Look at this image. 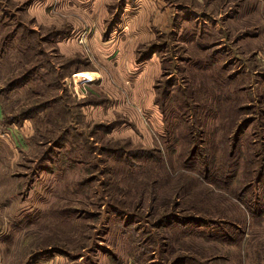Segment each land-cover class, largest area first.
<instances>
[{
    "label": "rangeland",
    "instance_id": "374dc122",
    "mask_svg": "<svg viewBox=\"0 0 264 264\" xmlns=\"http://www.w3.org/2000/svg\"><path fill=\"white\" fill-rule=\"evenodd\" d=\"M263 49L264 0H0V264H264Z\"/></svg>",
    "mask_w": 264,
    "mask_h": 264
},
{
    "label": "built area",
    "instance_id": "2783aa9c",
    "mask_svg": "<svg viewBox=\"0 0 264 264\" xmlns=\"http://www.w3.org/2000/svg\"><path fill=\"white\" fill-rule=\"evenodd\" d=\"M260 57L264 60V49L262 51H260ZM75 89H77V87ZM77 92H79V91L77 90Z\"/></svg>",
    "mask_w": 264,
    "mask_h": 264
},
{
    "label": "trees",
    "instance_id": "16d2710c",
    "mask_svg": "<svg viewBox=\"0 0 264 264\" xmlns=\"http://www.w3.org/2000/svg\"><path fill=\"white\" fill-rule=\"evenodd\" d=\"M170 88H171V86L168 88L169 89V91H170ZM160 90L162 89V88H159Z\"/></svg>",
    "mask_w": 264,
    "mask_h": 264
},
{
    "label": "crops",
    "instance_id": "0c3cea01",
    "mask_svg": "<svg viewBox=\"0 0 264 264\" xmlns=\"http://www.w3.org/2000/svg\"><path fill=\"white\" fill-rule=\"evenodd\" d=\"M154 95H155V90H154Z\"/></svg>",
    "mask_w": 264,
    "mask_h": 264
}]
</instances>
